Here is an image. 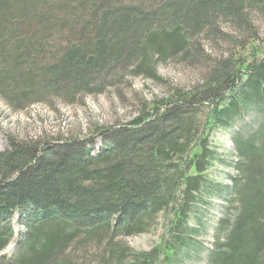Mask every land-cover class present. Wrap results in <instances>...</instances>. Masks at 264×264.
<instances>
[{
    "label": "trees",
    "instance_id": "trees-1",
    "mask_svg": "<svg viewBox=\"0 0 264 264\" xmlns=\"http://www.w3.org/2000/svg\"><path fill=\"white\" fill-rule=\"evenodd\" d=\"M159 63L194 77L128 122L83 137L8 135L0 264H190L208 230L204 264H264V0H0V98L12 111L76 104L132 76L163 82ZM245 112L224 187L210 178L227 159L212 134ZM17 213L25 231L6 255ZM159 225L148 251L123 239Z\"/></svg>",
    "mask_w": 264,
    "mask_h": 264
},
{
    "label": "rangeland",
    "instance_id": "rangeland-1",
    "mask_svg": "<svg viewBox=\"0 0 264 264\" xmlns=\"http://www.w3.org/2000/svg\"><path fill=\"white\" fill-rule=\"evenodd\" d=\"M157 72L164 79L163 82H157L144 76H132L128 80L119 82L116 87L109 88L105 93L85 96L76 104L57 102L50 106L46 103H36L25 110L15 112L0 98V150L8 146V135L11 134L19 139L40 137L64 139L86 136L91 133L95 125L109 127L128 122L136 115L143 101H153L164 97L169 92L171 84L189 85L194 77L190 69L176 66V64L159 63ZM250 120L251 117L245 112L241 119L231 127L217 129L212 134L213 143L227 159L225 163L215 165L210 178L222 183L224 187L237 176L234 163L236 160L233 150L234 137L243 132ZM94 146L96 149L103 146L100 136H95ZM217 199V197H212L208 204L209 225L214 222L217 209H219L220 204L217 203ZM201 209L204 210V208ZM161 220L163 221V218ZM12 225L16 236L3 252L6 255L13 254L18 239L25 231V225L21 222L19 213L14 216ZM162 234L163 226L159 225L158 227L153 226L147 233L123 239L136 251H148L161 242ZM196 241L203 244L199 254L201 256H195L190 264H204L203 255L213 244L212 232L208 230L201 233Z\"/></svg>",
    "mask_w": 264,
    "mask_h": 264
}]
</instances>
